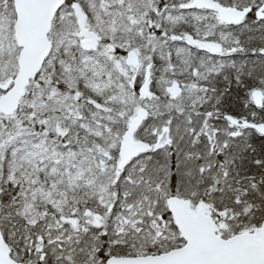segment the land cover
Segmentation results:
<instances>
[{
	"label": "snow or ice",
	"instance_id": "6c2138e0",
	"mask_svg": "<svg viewBox=\"0 0 264 264\" xmlns=\"http://www.w3.org/2000/svg\"><path fill=\"white\" fill-rule=\"evenodd\" d=\"M0 264H264V0H0Z\"/></svg>",
	"mask_w": 264,
	"mask_h": 264
}]
</instances>
